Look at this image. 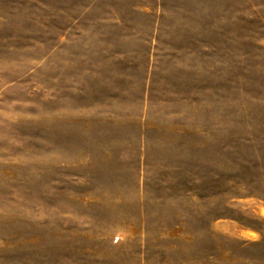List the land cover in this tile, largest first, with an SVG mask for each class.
<instances>
[{
    "label": "rangeland",
    "instance_id": "rangeland-1",
    "mask_svg": "<svg viewBox=\"0 0 264 264\" xmlns=\"http://www.w3.org/2000/svg\"><path fill=\"white\" fill-rule=\"evenodd\" d=\"M0 264H264V0H0Z\"/></svg>",
    "mask_w": 264,
    "mask_h": 264
}]
</instances>
